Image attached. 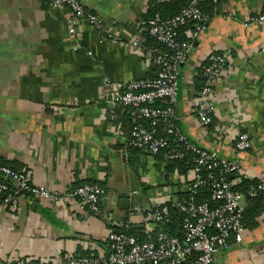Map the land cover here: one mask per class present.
<instances>
[{
    "label": "crops",
    "instance_id": "obj_1",
    "mask_svg": "<svg viewBox=\"0 0 264 264\" xmlns=\"http://www.w3.org/2000/svg\"><path fill=\"white\" fill-rule=\"evenodd\" d=\"M81 1L101 15L118 42L99 40L86 22L78 25L79 38L73 37L69 11L50 0H0V164L58 189L95 182L105 189L103 214L30 196L10 210L0 196V264L19 257L106 256L111 232L128 227L147 238L160 228L148 229L136 206H160L186 192V179L167 175L159 157L129 147L130 109L105 100L106 78L121 82L155 74L149 61L154 49L146 45L141 24L150 0ZM263 8L264 0H221L215 6L208 29L181 65L177 105L183 132L222 157L234 155V139L223 129L237 133L238 125L248 131L253 146L241 155L244 172L236 176L259 181H264V25L244 23ZM223 52L229 60L215 85L214 124L206 129L197 119L196 80L206 62ZM244 236L243 244L220 253L214 264H264V215Z\"/></svg>",
    "mask_w": 264,
    "mask_h": 264
},
{
    "label": "built area",
    "instance_id": "obj_2",
    "mask_svg": "<svg viewBox=\"0 0 264 264\" xmlns=\"http://www.w3.org/2000/svg\"><path fill=\"white\" fill-rule=\"evenodd\" d=\"M220 1L190 0L185 8L168 20L158 14L143 20L141 24L145 31L166 46L164 51L153 50L149 61L157 67L154 76L121 82L109 78L104 80L105 100L131 111L129 147L139 148L155 157L164 152L167 161L182 160L189 152L193 154L194 166L187 179L190 184L184 183V190L189 191L191 197L147 209L136 206L135 210L143 213L148 229L153 225H160V228L145 240L122 230L111 232L106 256L74 255L59 261V258L34 260L19 257L12 264H214L220 253L244 243L246 195L234 189L235 182L230 181L228 176L244 172L241 155L253 146L250 133L238 125L237 133L231 128L223 129L227 137L230 135L234 139V155L225 158L186 135L177 115L181 65L194 42L209 26L210 17L203 6ZM50 3L56 9L69 11L67 23L73 37L79 38L78 25L86 22L95 30L99 40L112 38L118 42V37L106 29L101 15L88 10L81 0H50ZM188 24L193 27L187 32L190 41L181 42L177 38L176 27ZM253 24L264 25V12L247 17L244 25ZM133 45L141 46L138 41ZM228 60V53L217 54L203 69L204 84L198 90L195 101L197 119L206 129L214 124L219 104L215 85L223 76ZM142 120L148 121L150 126ZM206 186L211 192L210 201L200 203L197 195ZM259 191H264V181L252 187L249 194L256 195ZM0 196L2 204L10 210L19 208L22 198L30 196L57 205L74 202L82 213L101 215L105 189L92 183L67 189L39 185L24 171L0 165ZM173 210L183 214L180 235L162 229L170 221Z\"/></svg>",
    "mask_w": 264,
    "mask_h": 264
},
{
    "label": "trees",
    "instance_id": "obj_3",
    "mask_svg": "<svg viewBox=\"0 0 264 264\" xmlns=\"http://www.w3.org/2000/svg\"><path fill=\"white\" fill-rule=\"evenodd\" d=\"M189 2L190 0H168V1L150 0L149 10L145 18L148 19L158 14L160 15L162 19L168 20L174 17L175 15H177L183 8H185L189 4ZM216 5H218V3L217 4L206 3L203 6L204 11L209 15L210 19L213 15L212 10L215 8ZM262 12H264V8ZM191 29H193L192 24H188L182 27H176L178 40L181 42L190 41V38L188 37L187 32ZM145 35H146V40H147L145 42L146 45H149L154 50L156 49L159 51L166 50V46L164 44L159 43L154 37L150 36L147 32L145 33ZM208 62H210V59L206 62L205 65H207ZM203 69H201V75L203 73ZM156 70H157V67L154 66L153 71L156 72ZM196 84H197V88L200 89L204 84L203 77L198 76L196 80ZM127 115L129 117V121L132 127L131 111H128ZM142 122L146 126L148 127L150 126L148 121L142 120ZM160 128H162V126ZM130 148H133L136 151L140 150L139 148H135V147H130ZM156 157H159L163 162L164 161L167 162L166 163L167 165H165V168H166L165 171L167 172L166 173L167 175L169 173L170 174L178 173L179 175L183 176L186 180L188 179L189 172L193 169V166H194V156L191 152H189V154L182 160L167 161L164 157V152ZM0 165H4V164H0ZM217 172L219 173V171ZM228 179L230 181L235 182L234 184L235 190L240 191L246 195V207L243 213V224H244L245 231L253 230L257 228L260 225L262 216L264 215V191H259L256 195H250L249 190L252 187H257L260 181L257 179H248V178L239 179V177H237L236 175H229ZM186 180L184 183L190 184V181L187 180L186 182ZM88 183L96 184L95 182H88ZM81 184L82 183H79L77 186ZM178 197L180 200L188 199L191 197V193L189 191L180 192L178 194ZM210 198H211V192H210L209 186H206L200 189V192L197 195L198 202L202 203V202L210 201ZM170 203L171 202H168L167 204H170ZM182 217H183V214L181 212H179L178 210H173L170 221L167 222L165 225H163L162 229L169 233L180 235L182 232V224H181ZM122 231H126L130 235H134L133 230L125 228ZM139 238L141 240L147 239L146 236L144 235H141Z\"/></svg>",
    "mask_w": 264,
    "mask_h": 264
}]
</instances>
